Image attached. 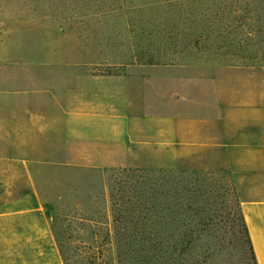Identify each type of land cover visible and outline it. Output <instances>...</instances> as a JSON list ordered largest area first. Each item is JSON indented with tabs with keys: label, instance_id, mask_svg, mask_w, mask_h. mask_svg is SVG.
Segmentation results:
<instances>
[{
	"label": "crops",
	"instance_id": "0c3cea01",
	"mask_svg": "<svg viewBox=\"0 0 264 264\" xmlns=\"http://www.w3.org/2000/svg\"><path fill=\"white\" fill-rule=\"evenodd\" d=\"M65 34L0 28V264H65L58 206L111 213L114 168L231 169L264 264V55L95 72Z\"/></svg>",
	"mask_w": 264,
	"mask_h": 264
},
{
	"label": "rangeland",
	"instance_id": "374dc122",
	"mask_svg": "<svg viewBox=\"0 0 264 264\" xmlns=\"http://www.w3.org/2000/svg\"><path fill=\"white\" fill-rule=\"evenodd\" d=\"M202 1L203 8L188 0H0V28H62L67 44L80 41L95 72L118 71L120 62L140 58L234 64L264 55V25L255 32L264 24V6H246L256 0ZM245 15L250 18L239 20ZM193 171L201 179L185 187L190 194L182 196L178 185L171 190L162 244L118 232L99 197L58 206L55 231L67 264H253L232 170ZM86 177L97 180L91 172Z\"/></svg>",
	"mask_w": 264,
	"mask_h": 264
},
{
	"label": "trees",
	"instance_id": "16d2710c",
	"mask_svg": "<svg viewBox=\"0 0 264 264\" xmlns=\"http://www.w3.org/2000/svg\"><path fill=\"white\" fill-rule=\"evenodd\" d=\"M188 1L192 8L205 7L202 0ZM213 6L214 4L206 7ZM232 6L234 8L237 6V3H233ZM246 6L254 7L253 10H255L258 7L264 6V0H256V3H247ZM247 16H240L239 20L244 22L246 18H250ZM257 18H260V16ZM258 21L260 20L258 19ZM262 25L264 24L257 25L255 32L262 31ZM192 179L196 183L201 179V174L196 171L188 174L186 171L166 169H159L158 172L154 171L151 173L149 171L141 173L140 168L112 169L110 172V192L112 197L114 228L123 234L132 235L133 238L155 239L156 243L162 244L164 239V225L166 223L163 211L168 207L169 200H173L174 195L171 194V190L174 186L178 185L184 188V192H181V195L183 196L184 194V196H187L191 191L187 188L185 189V187H187ZM240 212L251 259L253 264H258L245 218L241 210ZM58 241L65 264H67L69 257L63 249L62 240L58 238ZM159 251V254H163L161 248ZM119 255L121 257L123 253Z\"/></svg>",
	"mask_w": 264,
	"mask_h": 264
}]
</instances>
